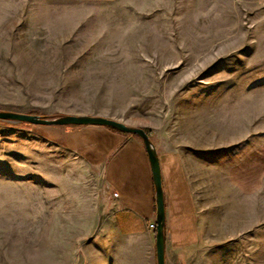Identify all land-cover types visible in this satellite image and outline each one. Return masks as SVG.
I'll return each mask as SVG.
<instances>
[{
    "label": "crops",
    "instance_id": "1",
    "mask_svg": "<svg viewBox=\"0 0 264 264\" xmlns=\"http://www.w3.org/2000/svg\"><path fill=\"white\" fill-rule=\"evenodd\" d=\"M225 1L217 3L232 15L240 4H261ZM195 2L177 1L176 9ZM167 9L147 0H0V58L13 67V88L157 91L125 121L148 129L155 147L164 264H264V78L247 80L256 67L239 65L261 55L165 50L156 31L173 17ZM185 21L199 20L185 14ZM184 37L216 40L197 30ZM62 133L92 171L90 202L83 207L78 198L73 210L96 226L95 261L156 264V226L148 227L155 191L142 140L99 125Z\"/></svg>",
    "mask_w": 264,
    "mask_h": 264
},
{
    "label": "rangeland",
    "instance_id": "2",
    "mask_svg": "<svg viewBox=\"0 0 264 264\" xmlns=\"http://www.w3.org/2000/svg\"><path fill=\"white\" fill-rule=\"evenodd\" d=\"M147 1H160L170 9L167 14L172 13L156 31L164 34L165 50L174 46L193 52L257 50L261 57L249 54L240 58L239 65L256 67L247 80L264 78V0L240 4L235 15L222 9L220 0L212 5L196 0L188 10L175 5L186 0ZM185 14H197L199 21H185ZM206 14H212L215 21H204ZM222 16L246 21H216ZM193 30L212 33L216 40L186 41L184 35ZM233 55L237 63V54ZM12 68L0 58V110L47 116L100 115L127 124L125 120L135 115V104L157 98V91L13 88L17 84L12 80ZM75 127L80 125L0 120V264H110L109 257L94 259L97 229L92 219L74 215L77 199L82 198L81 205L88 206L93 189L91 169L62 133Z\"/></svg>",
    "mask_w": 264,
    "mask_h": 264
},
{
    "label": "water",
    "instance_id": "3",
    "mask_svg": "<svg viewBox=\"0 0 264 264\" xmlns=\"http://www.w3.org/2000/svg\"><path fill=\"white\" fill-rule=\"evenodd\" d=\"M0 120L8 122H27L40 125H99L110 127L122 132L137 135L143 142L147 152L156 204V234H155V258L156 264H164V245H165V215H164V199L161 184V174L159 163L155 151V147L145 130L138 126L125 124L113 118L100 115L86 114H61L56 116L40 115L36 113H24L8 110H0Z\"/></svg>",
    "mask_w": 264,
    "mask_h": 264
},
{
    "label": "built area",
    "instance_id": "4",
    "mask_svg": "<svg viewBox=\"0 0 264 264\" xmlns=\"http://www.w3.org/2000/svg\"><path fill=\"white\" fill-rule=\"evenodd\" d=\"M112 195H113V196H117V193L113 192ZM155 226H156L155 222H150V223L148 224V227H149V228H154Z\"/></svg>",
    "mask_w": 264,
    "mask_h": 264
},
{
    "label": "trees",
    "instance_id": "5",
    "mask_svg": "<svg viewBox=\"0 0 264 264\" xmlns=\"http://www.w3.org/2000/svg\"><path fill=\"white\" fill-rule=\"evenodd\" d=\"M144 130L148 135H150V131L148 129L144 128Z\"/></svg>",
    "mask_w": 264,
    "mask_h": 264
}]
</instances>
